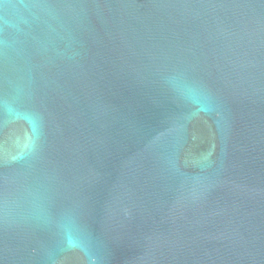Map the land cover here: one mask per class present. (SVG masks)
Listing matches in <instances>:
<instances>
[{
	"label": "water",
	"instance_id": "obj_1",
	"mask_svg": "<svg viewBox=\"0 0 264 264\" xmlns=\"http://www.w3.org/2000/svg\"><path fill=\"white\" fill-rule=\"evenodd\" d=\"M0 264H264V0H0Z\"/></svg>",
	"mask_w": 264,
	"mask_h": 264
}]
</instances>
